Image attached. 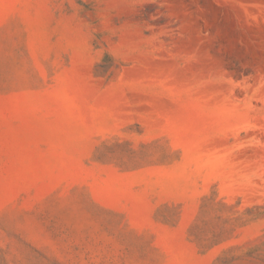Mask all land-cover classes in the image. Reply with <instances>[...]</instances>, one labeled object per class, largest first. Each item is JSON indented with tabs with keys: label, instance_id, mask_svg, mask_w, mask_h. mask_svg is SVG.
Masks as SVG:
<instances>
[{
	"label": "rangeland",
	"instance_id": "rangeland-1",
	"mask_svg": "<svg viewBox=\"0 0 264 264\" xmlns=\"http://www.w3.org/2000/svg\"><path fill=\"white\" fill-rule=\"evenodd\" d=\"M0 264H264V0H0Z\"/></svg>",
	"mask_w": 264,
	"mask_h": 264
}]
</instances>
